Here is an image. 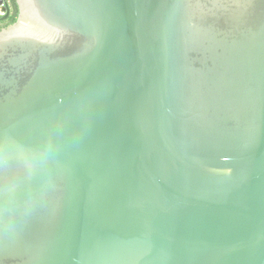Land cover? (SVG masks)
I'll list each match as a JSON object with an SVG mask.
<instances>
[{
  "label": "water",
  "instance_id": "water-1",
  "mask_svg": "<svg viewBox=\"0 0 264 264\" xmlns=\"http://www.w3.org/2000/svg\"><path fill=\"white\" fill-rule=\"evenodd\" d=\"M15 4L0 264H264V0Z\"/></svg>",
  "mask_w": 264,
  "mask_h": 264
},
{
  "label": "trees",
  "instance_id": "trees-1",
  "mask_svg": "<svg viewBox=\"0 0 264 264\" xmlns=\"http://www.w3.org/2000/svg\"><path fill=\"white\" fill-rule=\"evenodd\" d=\"M12 3H13V6H14V11H13V15H12V17L10 19V22L14 23L16 21V19H17L18 10H17V6L15 4V0H12Z\"/></svg>",
  "mask_w": 264,
  "mask_h": 264
},
{
  "label": "flooded vegetation",
  "instance_id": "flooded-vegetation-1",
  "mask_svg": "<svg viewBox=\"0 0 264 264\" xmlns=\"http://www.w3.org/2000/svg\"><path fill=\"white\" fill-rule=\"evenodd\" d=\"M10 3H11V5H12L13 11H14V6H13V3H12V0H10ZM10 23H11V22L8 21V22H6V23H2V24H0V29H2V28H4V27L8 26Z\"/></svg>",
  "mask_w": 264,
  "mask_h": 264
},
{
  "label": "built area",
  "instance_id": "built-area-1",
  "mask_svg": "<svg viewBox=\"0 0 264 264\" xmlns=\"http://www.w3.org/2000/svg\"><path fill=\"white\" fill-rule=\"evenodd\" d=\"M3 5H4V0H3Z\"/></svg>",
  "mask_w": 264,
  "mask_h": 264
}]
</instances>
